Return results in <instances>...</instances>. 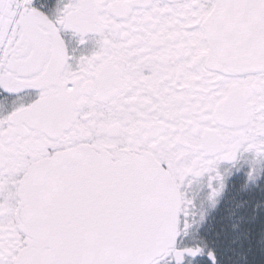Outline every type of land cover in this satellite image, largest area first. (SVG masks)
Segmentation results:
<instances>
[{"label":"snow or ice","instance_id":"snow-or-ice-1","mask_svg":"<svg viewBox=\"0 0 264 264\" xmlns=\"http://www.w3.org/2000/svg\"><path fill=\"white\" fill-rule=\"evenodd\" d=\"M0 264H264V0H0Z\"/></svg>","mask_w":264,"mask_h":264}]
</instances>
